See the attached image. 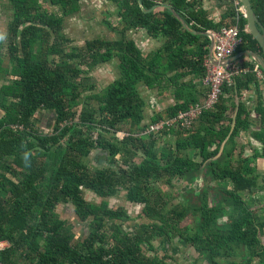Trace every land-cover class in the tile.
Returning <instances> with one entry per match:
<instances>
[{"label":"trees","instance_id":"16d2710c","mask_svg":"<svg viewBox=\"0 0 264 264\" xmlns=\"http://www.w3.org/2000/svg\"><path fill=\"white\" fill-rule=\"evenodd\" d=\"M81 1L7 0L13 15L7 53L4 45L0 48V243L8 242L10 248L0 253V264H166L167 258L154 253L155 242L162 239L190 247L207 264H264V220L248 205L251 197L264 192V177L256 174V160L264 158V110L256 133L263 151L252 157L234 154L235 138L248 122L240 119V107L232 120L223 96L189 129L173 128L161 135L166 138L161 146L154 135L141 134V84L164 90L188 71L205 76L207 36L187 31L171 10L197 33L237 26L242 42L235 55L249 42L258 45L246 31L248 21L238 11L240 4L234 5L239 0H215L227 7L219 23L210 20L196 0H141L142 6L138 0H109L122 19L120 28H113L121 39L97 38L70 50L65 22L81 11ZM251 3L264 25V0ZM44 4L59 11H49ZM159 4L165 7L162 18L152 10ZM225 19L229 22L223 23ZM141 29L154 39L164 38L159 50L145 55L126 39L129 31ZM115 57L120 60L118 79L96 91L89 71ZM255 81V74L245 73L222 90ZM187 96L178 93L184 102L170 107L167 118L199 102L194 94ZM40 111L56 116L51 133L36 127ZM120 131L130 136L119 140ZM172 135L174 143L169 140ZM96 150H101V159L109 160L108 168L89 167L86 160ZM199 178L216 186L215 205L210 207L206 191L195 186ZM174 179L186 185L182 199L172 205L169 192L152 186L171 188ZM87 192L101 199L125 192L130 204L144 206L149 223L125 233L127 212L110 209L105 202L89 204ZM61 204L73 205L82 222L91 221L85 242L78 241L72 227L57 215ZM227 207L231 211L223 222L220 215ZM188 215L193 217L192 230L181 225ZM106 222L112 223L109 228Z\"/></svg>","mask_w":264,"mask_h":264},{"label":"rangeland","instance_id":"374dc122","mask_svg":"<svg viewBox=\"0 0 264 264\" xmlns=\"http://www.w3.org/2000/svg\"><path fill=\"white\" fill-rule=\"evenodd\" d=\"M210 1V0H207ZM204 2L202 0L197 1V4L203 6ZM236 5V1L234 2ZM44 7L49 11H59L58 7H52L49 4H44ZM156 11V17L162 18L165 12V7L159 4ZM118 9L109 0H82L81 1V11L68 17L65 22V34L72 40L70 45V50L81 48L86 46L88 41H92L97 38L107 39V40H119L121 35L114 31L113 28H120V23L122 19L117 16ZM12 8L8 4L7 0H0V48L1 44L4 45V53H7V37L9 34V23L12 20ZM110 23L111 27L107 26V23ZM145 30H131L126 34V39L128 41H134L139 49L146 55L151 51H157L161 48L164 38L152 39ZM69 50V51H70ZM79 62V59L75 60ZM119 65L120 60L115 57L111 62L106 64H100L92 71H89L88 76L92 78L97 83L96 91H102L105 87L111 84L113 81L117 80L119 77ZM87 75H85L86 77ZM3 82H0V87ZM144 85V86H143ZM139 92L144 96L148 95L146 92L145 84H141L139 87ZM142 91V92H141ZM145 97V96H144ZM77 110H81V107ZM2 115V113H0ZM36 127L42 130L44 133H51L54 129V124L56 121V116L51 112L40 111L35 116ZM78 121V117H77ZM71 125V123H69ZM174 128V127H173ZM176 130H182L181 127L174 128ZM106 132H104V135ZM97 137V134H94ZM108 135V134H107ZM173 139L174 143V138ZM161 141L158 142L160 145ZM101 151V150H100ZM101 152L94 151L90 158L86 160L90 168L98 169L97 167L101 164L98 163L96 157L99 156ZM142 154H139L136 163L140 162ZM264 165V164H263ZM257 172L261 177H264V170L261 167L256 166ZM186 183L178 179H174L173 186L171 188L156 184L152 187L158 188L161 187L162 191L169 192L171 194V204H177L178 201L182 199V194L184 192ZM198 190L204 189L206 191L205 199L207 204L211 207L216 203V186L212 183H204L201 178H199L195 184ZM87 203L95 204L97 206L101 205L103 202L107 203L110 209L117 210L123 208L128 216L130 221L122 225V230L125 233L134 232L135 228L139 227L142 224L149 223V220L145 217L144 206L137 203H132L126 199V193L122 192L118 196L112 199H101L93 193H86L85 197ZM246 200V199H245ZM248 205L252 211L257 212L258 215L264 220V192L259 195H255L248 200ZM230 208H224L223 214L220 215V220L224 221L228 213H230ZM57 215L60 219L67 224V226L72 227V231L76 236V239L81 243L85 242L90 235V223L82 222L75 213V208L72 205L61 204L56 209ZM107 228L112 224L111 222H106ZM183 227L193 229L194 221L193 217L188 215L184 221L181 223ZM264 244V237H262ZM143 250L146 251L145 246ZM156 256H159L161 259L167 258L165 260L166 264H207L206 260L199 259L198 255L188 246H184L182 243L175 242L172 245L166 244L164 240H157L155 242V251ZM238 261V260H237ZM235 261V262H237ZM253 264H257L256 262Z\"/></svg>","mask_w":264,"mask_h":264},{"label":"crops","instance_id":"0c3cea01","mask_svg":"<svg viewBox=\"0 0 264 264\" xmlns=\"http://www.w3.org/2000/svg\"><path fill=\"white\" fill-rule=\"evenodd\" d=\"M199 1V0H196ZM204 3L201 6L203 9H205L208 12V17L210 20L215 21V23H219L222 21L223 16L227 12L226 5H223L215 0H202ZM239 1L236 2V7L238 6ZM260 21V20H259ZM229 22L228 19H225L223 23ZM248 27V24L247 26ZM139 31H144V29H141ZM146 31V30H145ZM213 32L217 31H211L208 30L205 33L200 32V33H193V34H204L207 36L209 40V45L207 47L208 49V54L204 58V63L203 66L205 68V75H206V66H205V60H208L209 63L212 65H219L218 62L213 58V45H211V39L213 40ZM248 33V32H247ZM146 34V33H145ZM148 34H146L147 36ZM148 37V36H147ZM149 38V37H148ZM154 39V38H152ZM201 43V41H199ZM247 46L244 51L239 52L238 54L232 55L229 59L232 60L229 63L234 62L235 64H238L239 66L245 68L243 64L250 69L249 73L255 74L253 71L255 66H259V63L256 61L255 57H253L249 52H253L259 57H261L264 60V53L258 43H247ZM241 47V44L236 48L235 51H237ZM212 48V49H211ZM211 50V52H210ZM228 60V59H226ZM193 62V60H192ZM191 62V63H192ZM228 63V62H225ZM228 63V64H229ZM225 65V64H223ZM220 65V66H223ZM252 67V69H251ZM262 74L264 75V70L259 66ZM180 72V71H179ZM179 72H174V75L179 73ZM170 75V74H169ZM245 75L241 74L239 75L240 77ZM256 76V74H255ZM237 77V76H236ZM175 78V77H174ZM205 76L204 77H197L194 74H191L189 71L186 73L184 76H180L177 80H174V87H169L168 89L160 90L158 88H149L146 85V92L148 95H142L141 97L145 103L144 106V116L145 119L142 123V126H145V130L141 132L143 136H151V134H147L146 131L148 127L154 123V119L159 118L165 119L167 118V110L170 107H173L177 104H182L184 102V99H178L177 95L178 93L181 94L184 98H188V94H194L195 99L197 101H202L204 100L205 96L207 95V86L205 85ZM257 81L255 82H250V83H245L239 85L237 89H231L228 92H225L223 95V103L225 104L226 109L229 111L227 112L228 115L231 116L232 120L237 117L236 113L240 107V119L246 120L248 122V127L246 130H241L239 132V135L237 138H235V144H236V150L234 154L237 156L240 153L244 157H252L253 154L257 153V151L262 152L263 151V142L259 140L256 137V133L260 132V127L262 125V110H264V79H260L256 76ZM233 83V82H232ZM231 83V84H232ZM233 85L235 86L236 83L234 81ZM144 86V85H143ZM181 86L182 88H178ZM177 88L179 90H177ZM237 90V91H235ZM142 92V91H141ZM186 94V95H185ZM221 100V101H222ZM222 105V103H221ZM243 109V110H242ZM235 125V122L233 121L232 127ZM127 132V131H126ZM145 133V134H143ZM157 138L158 141H161L159 144L160 146L163 144L164 140H166L165 136H154ZM171 138H176L175 135H172L170 137V141L173 142V139ZM175 141V140H174ZM238 147V148H237ZM101 152L100 150H97ZM100 155L96 157V160L98 163L101 165L98 166V169H104L108 168L110 166L109 160H104L101 159V153ZM120 159V156L117 157ZM137 158H135L136 160ZM264 158H258L256 160V166L261 169V167L264 170ZM184 182V181H183ZM197 182V181H196ZM196 184V183H195ZM73 206V205H72ZM74 207V206H73Z\"/></svg>","mask_w":264,"mask_h":264},{"label":"built area","instance_id":"2783aa9c","mask_svg":"<svg viewBox=\"0 0 264 264\" xmlns=\"http://www.w3.org/2000/svg\"><path fill=\"white\" fill-rule=\"evenodd\" d=\"M238 11L245 17L247 16L244 7H239ZM239 33V29L235 25L231 27H222L219 31L213 32L214 44L212 53L216 62L222 63L226 59L232 57L236 48L241 44ZM205 61L206 75L204 80L205 85L208 87V92L204 100L189 106L185 111H179L173 117L161 119L151 124L146 131L147 134L161 136L170 129H173V127L189 129L192 123L198 120L203 110H211L219 103L223 95L222 88L224 84L231 85L234 77L250 71L249 68H243L234 62L220 66L212 65L208 60ZM253 71L258 78L264 79V75L258 65L255 66ZM118 136L123 138L124 134L119 133ZM9 248L10 244L8 242L0 243V253Z\"/></svg>","mask_w":264,"mask_h":264},{"label":"water","instance_id":"95a60500","mask_svg":"<svg viewBox=\"0 0 264 264\" xmlns=\"http://www.w3.org/2000/svg\"><path fill=\"white\" fill-rule=\"evenodd\" d=\"M138 1H139L140 5L142 6L141 0H138ZM239 2L241 5H243V7L245 8L246 13H247L246 18L248 21V31L257 40V42L259 43V45H260V47L264 53V26L259 21V18L257 17V15L254 11V8L252 6L251 0H239ZM157 6L154 7L152 10L157 8ZM152 10H149V11L145 10V12H150ZM171 12L187 31H189L190 33H196L187 27L184 20L174 10H171ZM213 44H214V41L211 39V45H213ZM210 52H211V50H210ZM249 54H251L253 57H255L256 61L260 64V66L264 70V60L253 52H249ZM231 61L232 60L228 59V60H225L224 62L218 63V64L223 65V64H227L225 62L229 63Z\"/></svg>","mask_w":264,"mask_h":264},{"label":"clouds","instance_id":"9594fccd","mask_svg":"<svg viewBox=\"0 0 264 264\" xmlns=\"http://www.w3.org/2000/svg\"><path fill=\"white\" fill-rule=\"evenodd\" d=\"M240 3V2H239ZM240 7H243V5H241L240 4ZM247 17V16H246ZM246 31L249 33V31H248V27H246ZM252 35V34H251ZM241 38V37H240ZM241 42H242V38H241ZM234 54V53H233ZM259 66H260V64H259ZM261 67V66H260ZM262 68V67H261ZM223 95H224V92H223ZM222 95V96H223ZM158 122V121H157ZM154 123H156V122H154ZM119 133H121V134H124V137L123 138H120L119 136H118V134ZM130 135H129V133H126V132H118L117 134H116V137L119 139V140H124L125 139V137H129ZM142 136V135H141ZM154 136H156V135H154ZM97 138V137H96Z\"/></svg>","mask_w":264,"mask_h":264},{"label":"flooded vegetation","instance_id":"af4514ba","mask_svg":"<svg viewBox=\"0 0 264 264\" xmlns=\"http://www.w3.org/2000/svg\"><path fill=\"white\" fill-rule=\"evenodd\" d=\"M263 25V24H262ZM264 26V25H263ZM225 220H226V218H225ZM225 220L223 221V222H225Z\"/></svg>","mask_w":264,"mask_h":264}]
</instances>
